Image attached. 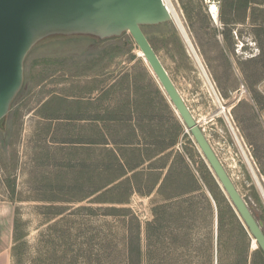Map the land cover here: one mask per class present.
Returning <instances> with one entry per match:
<instances>
[{
	"label": "rangeland",
	"instance_id": "rangeland-1",
	"mask_svg": "<svg viewBox=\"0 0 264 264\" xmlns=\"http://www.w3.org/2000/svg\"><path fill=\"white\" fill-rule=\"evenodd\" d=\"M168 2L185 35L174 20L143 30L264 220V0H221L218 21L204 0ZM0 201L14 207L11 264H128L138 246L141 264H264L130 32L28 53L0 128Z\"/></svg>",
	"mask_w": 264,
	"mask_h": 264
},
{
	"label": "water",
	"instance_id": "water-1",
	"mask_svg": "<svg viewBox=\"0 0 264 264\" xmlns=\"http://www.w3.org/2000/svg\"><path fill=\"white\" fill-rule=\"evenodd\" d=\"M173 20L164 0H0V128L24 83L25 59L42 40L130 32L175 110L215 172L257 245L264 252V222L244 199L143 30Z\"/></svg>",
	"mask_w": 264,
	"mask_h": 264
},
{
	"label": "crops",
	"instance_id": "crops-1",
	"mask_svg": "<svg viewBox=\"0 0 264 264\" xmlns=\"http://www.w3.org/2000/svg\"><path fill=\"white\" fill-rule=\"evenodd\" d=\"M14 215L13 205L9 201H0V264H11Z\"/></svg>",
	"mask_w": 264,
	"mask_h": 264
},
{
	"label": "trees",
	"instance_id": "trees-1",
	"mask_svg": "<svg viewBox=\"0 0 264 264\" xmlns=\"http://www.w3.org/2000/svg\"><path fill=\"white\" fill-rule=\"evenodd\" d=\"M246 1H252V0H246ZM18 96V95H17ZM15 101V100H14ZM14 103V102H13ZM13 105V104H12ZM117 162H118V164H117V167L119 168H124V166H123V163H122V161L120 160V159H117ZM101 169V168H100ZM105 169V168H104ZM123 171V170H122ZM125 175V173L124 172H120V173H118V174H116V176L114 177V179L109 183V184H111V183H114V182H117L115 185H116V187H118V186H120L121 185V183L122 182H118V180H120L121 179V177H123ZM108 184V185H109ZM98 192V191H97ZM254 212V211H253ZM254 214H256L255 212H254ZM257 217L259 218V219H261V220H263L262 218H260L258 215H257ZM263 222H264V220H263ZM260 251L262 252V254H264V252H263V250L260 248ZM141 250H140V246H138L137 247V249H136V251L135 252H130V253H128L127 254V262H128V264H141Z\"/></svg>",
	"mask_w": 264,
	"mask_h": 264
},
{
	"label": "bare ground",
	"instance_id": "bare-ground-1",
	"mask_svg": "<svg viewBox=\"0 0 264 264\" xmlns=\"http://www.w3.org/2000/svg\"><path fill=\"white\" fill-rule=\"evenodd\" d=\"M165 3L168 5L171 13L173 14V20L175 21V23L178 25V27L180 28L181 32L183 35H185V31H184V28L183 26L181 25L182 22H180L177 14L175 13V11L173 10V8L171 7V4H169L168 0H164ZM211 11L214 13V20L215 21H218L219 20V6L217 4H213L212 7H211ZM188 40V39H187ZM142 51V50H141ZM143 53V51H142ZM143 57L145 59L146 62L149 63V61L147 60V58L145 57L144 53H143ZM151 66V65H150ZM163 87V86H162ZM226 191V190H225Z\"/></svg>",
	"mask_w": 264,
	"mask_h": 264
},
{
	"label": "built area",
	"instance_id": "built-area-1",
	"mask_svg": "<svg viewBox=\"0 0 264 264\" xmlns=\"http://www.w3.org/2000/svg\"><path fill=\"white\" fill-rule=\"evenodd\" d=\"M204 1L208 5L209 13L211 14L212 18L214 19V13L211 11V7L213 4H217L220 7L221 0H204ZM219 10H220V8H219Z\"/></svg>",
	"mask_w": 264,
	"mask_h": 264
}]
</instances>
